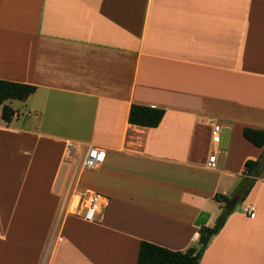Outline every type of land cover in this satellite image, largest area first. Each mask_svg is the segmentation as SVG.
I'll return each mask as SVG.
<instances>
[{
	"label": "crops",
	"instance_id": "0c3cea01",
	"mask_svg": "<svg viewBox=\"0 0 264 264\" xmlns=\"http://www.w3.org/2000/svg\"><path fill=\"white\" fill-rule=\"evenodd\" d=\"M0 79L37 87L5 102L9 123L0 104V264H137L142 241L186 251L264 155L243 135L264 130V0H0ZM132 104L165 115L134 125ZM90 146L106 152L93 170ZM254 174L201 264H264V164ZM84 189L108 199L95 221Z\"/></svg>",
	"mask_w": 264,
	"mask_h": 264
},
{
	"label": "trees",
	"instance_id": "16d2710c",
	"mask_svg": "<svg viewBox=\"0 0 264 264\" xmlns=\"http://www.w3.org/2000/svg\"><path fill=\"white\" fill-rule=\"evenodd\" d=\"M35 85L14 82L0 79V104H4L2 118L5 122H11L16 111L5 102L11 99L24 100L36 91ZM165 115V109L132 104L129 113V123L143 127H157ZM244 137L258 147L264 146V130L255 128H245ZM264 155L259 160H249L246 162V177L242 179L237 187L240 200L244 201L250 193L255 178L252 177L257 169L262 168ZM215 198L221 202H228L230 198L222 194H216ZM231 212L224 210L223 216L226 218ZM221 226L200 228L199 247H190L186 251L171 250L157 244L142 241L139 248L137 264H201L200 258L209 244L211 238L216 235Z\"/></svg>",
	"mask_w": 264,
	"mask_h": 264
},
{
	"label": "built area",
	"instance_id": "2783aa9c",
	"mask_svg": "<svg viewBox=\"0 0 264 264\" xmlns=\"http://www.w3.org/2000/svg\"><path fill=\"white\" fill-rule=\"evenodd\" d=\"M221 141V125L214 124L212 130V143L219 144ZM72 148L73 144L70 145ZM72 152V151H71ZM105 150L97 147L90 146L87 155L83 158L81 166L84 169L93 170L99 167L105 161ZM217 153L213 150L209 156L208 165L214 167L216 165ZM79 164V161H78ZM78 210L83 217L89 221H95L96 214L102 211L108 204V199L99 192H93L87 189L81 190L79 193ZM244 210L251 217H255V212L250 207H245Z\"/></svg>",
	"mask_w": 264,
	"mask_h": 264
},
{
	"label": "water",
	"instance_id": "95a60500",
	"mask_svg": "<svg viewBox=\"0 0 264 264\" xmlns=\"http://www.w3.org/2000/svg\"><path fill=\"white\" fill-rule=\"evenodd\" d=\"M254 176H257V172L254 174ZM239 198H240L239 195L234 196V197H233V198H232V199H231V200L225 205L224 209L227 210V211H232V210H234V208H235L237 202L239 201ZM223 221H224V216H221V217L217 220V222H216V226H221L222 223H223Z\"/></svg>",
	"mask_w": 264,
	"mask_h": 264
}]
</instances>
